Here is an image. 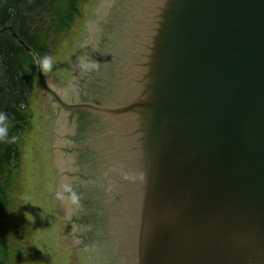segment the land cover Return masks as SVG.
<instances>
[{"label":"water","instance_id":"95a60500","mask_svg":"<svg viewBox=\"0 0 264 264\" xmlns=\"http://www.w3.org/2000/svg\"><path fill=\"white\" fill-rule=\"evenodd\" d=\"M146 2L150 9L139 52L130 57L122 81L150 74L154 87L143 89L135 82L136 88L122 94L96 93L110 101L128 95L121 103L90 101L99 81L90 72L95 54L82 63L84 72L75 83L84 100L65 104L46 85L36 57L39 80L59 104L84 115V122L93 112L114 116L120 124L128 121L130 154L141 157L148 138H157V156L135 161L140 173L146 161L148 175L155 160L158 164L156 189L152 195L145 191V202L136 208L147 207L136 264H264V0ZM136 6L131 0L127 13ZM97 35H91V43ZM176 40L179 47L172 46ZM96 44L104 51L103 42ZM96 44L90 52L97 51ZM170 50L173 56L179 51L177 64L175 57L167 62ZM172 67H178L173 74ZM101 78L103 92L114 78ZM159 81L164 83L160 90ZM74 88L70 82L68 89ZM85 157L87 166L91 159ZM89 188L75 192L84 205L88 199L98 208L99 217L89 212L88 219L105 214L113 222L110 194Z\"/></svg>","mask_w":264,"mask_h":264},{"label":"rangeland","instance_id":"374dc122","mask_svg":"<svg viewBox=\"0 0 264 264\" xmlns=\"http://www.w3.org/2000/svg\"><path fill=\"white\" fill-rule=\"evenodd\" d=\"M133 1L137 9L127 13L131 0H79V14L76 13L68 28L44 33L48 37L45 51L51 68L42 63V74L49 89L65 104L84 100L79 84L75 83L84 72L82 63L91 54L95 55L90 60V72L99 81L88 94L90 101L117 104L129 96L110 101L96 97V93L105 96L114 89L122 94L136 88L135 82L143 89L155 86L150 74H135L136 67L133 68L136 80L122 81L126 79L124 72L130 71V57L139 52L137 46L143 38L146 12L150 9L145 5L146 0ZM130 25L134 26L132 31ZM97 32L91 43V35ZM97 42H103L104 51H98ZM95 44L97 51L90 52ZM178 44L176 40L172 46L179 47ZM167 54V62L172 63L175 57L177 64L179 51L174 56L171 50ZM164 67H168L166 62ZM173 68L172 74L178 67L174 71ZM30 70L35 82L29 100L28 124L16 141L19 158L2 180L0 264H129L135 223L138 215L142 217L147 211L142 203V208H136L145 200V191L149 189L152 195L156 189L158 170L155 160L154 171L150 170L152 174L148 175L145 161L140 173L135 161L157 156L154 145H159L157 138H148L150 143L142 146L141 157L136 155L138 152L130 154L128 121L120 124L114 116L93 112L84 122V115L63 107L43 87L36 64ZM101 71L108 80L114 78L103 92ZM70 82L76 87L73 90L68 89ZM162 85L159 81V90ZM87 154L91 162L86 166ZM134 177L138 179L136 185L141 183L137 190H132ZM86 186L97 193L110 194L113 222L106 221L109 217L105 214L103 219L93 222L88 219L89 212L99 217L98 208L88 199L84 205L75 193ZM131 200L135 209L129 211L127 205Z\"/></svg>","mask_w":264,"mask_h":264},{"label":"trees","instance_id":"16d2710c","mask_svg":"<svg viewBox=\"0 0 264 264\" xmlns=\"http://www.w3.org/2000/svg\"><path fill=\"white\" fill-rule=\"evenodd\" d=\"M79 0H0V128L7 135L0 137V195L3 175L19 158L16 141L28 124L29 100L35 77L31 66L35 58L27 53L24 42L40 59L46 57L47 38L44 33L68 28L79 14ZM13 27L12 32L7 29Z\"/></svg>","mask_w":264,"mask_h":264},{"label":"bare ground","instance_id":"6f19581e","mask_svg":"<svg viewBox=\"0 0 264 264\" xmlns=\"http://www.w3.org/2000/svg\"><path fill=\"white\" fill-rule=\"evenodd\" d=\"M130 29H131V31L134 29V26L133 25H130ZM141 51L142 52H144V47H142V49H141ZM164 71H165V73H168V69L166 68V69H164ZM134 176V175H133ZM134 179H135V182H134V188H132V190L134 189V190H137V187H139L140 185H141V183H139L138 185H136V182L138 181V179H136L135 177H134ZM132 195H130V197H131ZM127 207H128V210L130 211V210H132V209H135L134 208V205H133V203H132V200L131 201H129V204L127 205ZM145 223V220L143 219V217H141V215L139 214L138 215V220H137V222L135 223V229H137L138 231H139V233H137V234H135V235H133V238L135 239V243H134V247L131 249V254L133 255V263H132V261L129 263V264H136V261H134L135 260V258H134V250H135V245H136V241L138 242V240H139V242H138V244H137V247H136V252H135V254L137 255V253H138V245H139V243L141 242V240H142V237H143V231H142V228L143 227H141L143 224ZM147 223L148 222H146V225H147ZM140 225V226H139ZM141 227V228H140ZM140 238V239H139ZM135 255V256H136Z\"/></svg>","mask_w":264,"mask_h":264},{"label":"clouds","instance_id":"9594fccd","mask_svg":"<svg viewBox=\"0 0 264 264\" xmlns=\"http://www.w3.org/2000/svg\"><path fill=\"white\" fill-rule=\"evenodd\" d=\"M44 67L51 68V60L50 58L45 57L42 61ZM6 119L5 116H0V122H3ZM7 130L5 128H0V137L6 136Z\"/></svg>","mask_w":264,"mask_h":264}]
</instances>
